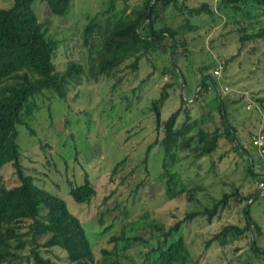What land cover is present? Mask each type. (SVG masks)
Masks as SVG:
<instances>
[{
	"label": "rangeland",
	"instance_id": "obj_1",
	"mask_svg": "<svg viewBox=\"0 0 264 264\" xmlns=\"http://www.w3.org/2000/svg\"><path fill=\"white\" fill-rule=\"evenodd\" d=\"M141 1L69 0L68 11L61 17L52 15L42 0L31 4L45 39L54 45L55 71L61 73L74 63L80 65L82 72L66 86L64 100L51 90L29 99L35 109L26 124L33 134L25 126H15L21 166L37 186L60 198L82 224L92 252L89 264H146L149 250L161 241L169 227L187 213L202 212L222 194L234 191L236 197L227 199L210 220L201 215L181 224L187 264H264V259L249 252L254 236L250 233L235 240L226 238L223 244L214 240L206 245L221 228L242 227L245 199L257 189L264 191V181L252 178L245 163V158L250 157L252 172L264 173V160L249 147L253 134H264V108L253 106L246 110L243 101L244 97L264 99V40L239 42L241 35L255 32L256 21L264 25V17L243 20L222 8L221 0H172L166 7L158 4L155 28L174 30V39L170 42L164 37L161 47L149 61L140 60L134 73L124 67L129 60L113 76H96L97 33L92 31L85 41V28L98 24L102 29L120 18L121 10L127 12ZM204 4L208 11L190 13ZM11 5V0H0V9ZM242 28L248 29L245 34L240 32ZM169 45L174 46L175 57ZM172 57L177 70L172 68L171 72ZM220 62L223 68L216 83L218 88L228 89L220 97L228 123L237 133L235 141L246 155L237 152L235 141L224 135L211 91L201 92L195 100L198 81L203 76L212 77ZM92 65L93 70H89ZM179 74L183 77L182 86ZM161 93L167 99L161 108L158 106L160 121L180 106L190 119L201 118L206 132L217 130L220 135L211 155L195 160L188 155L172 168L178 180L176 189L199 188L191 201L185 195L165 198V178L159 177L161 151L157 147L152 146L142 163L146 146L162 136V129L155 126L151 104ZM182 120L181 115L177 123ZM124 158L111 174L113 166ZM0 174L6 188L16 184L9 164ZM84 174L95 195L88 204L78 205L68 190L69 185L82 184ZM260 182L263 188H258ZM251 200L247 203L250 216L260 229L256 246L264 250V201L250 205ZM20 227L25 229L26 222ZM38 253L49 264H68L58 246L39 248ZM23 264L32 262L29 259Z\"/></svg>",
	"mask_w": 264,
	"mask_h": 264
},
{
	"label": "trees",
	"instance_id": "obj_2",
	"mask_svg": "<svg viewBox=\"0 0 264 264\" xmlns=\"http://www.w3.org/2000/svg\"><path fill=\"white\" fill-rule=\"evenodd\" d=\"M11 1V7L0 9V170L9 164L16 184L6 188L0 174V264H23L29 259L32 264H49L47 259L39 256L38 249L55 246L64 252L68 264H89L92 261V252L82 224L68 211L60 198L37 186L34 179L25 174L20 163L21 155L16 143L15 131L16 125H22L32 135L33 131L27 126L26 120L32 117L35 106L29 99L43 90H51L60 100H64L66 86L81 74L82 69L80 65L70 63L61 73H57L52 63L54 45L45 39L41 25L31 10V4L35 0ZM42 1L54 16L65 15L69 8V0ZM170 1L172 0H142L127 12L121 10L119 13L122 16L111 24L107 23L102 29L98 24L87 26L84 40L86 41L92 31L97 33L98 38V44L94 47L95 75L103 78L113 76L116 70L129 60L130 63L124 67L134 73L140 60L147 58L145 60L149 61L161 47L160 42L164 37H168V41L171 42L176 32L168 27L155 28L154 20L155 6L159 4L161 7H166ZM220 4L222 8L230 11L231 15L239 16L243 20L250 21L264 17V0H221ZM207 6L201 5L199 9L190 13H196L200 9L208 11ZM256 22L255 32L241 35L239 42L252 39L264 40V25L260 21ZM249 26L252 28V25ZM247 30L242 28L240 32L245 34ZM170 50L173 53H169L175 57L173 45H169ZM92 62L93 60L90 59V65ZM170 64L171 72L172 68L177 70L175 62L170 60ZM89 70H93V65L89 66ZM179 77L182 86L183 77L180 74ZM212 77L203 76L198 81L195 100L199 98L201 92L211 91L224 135L235 141L237 133L228 123L226 107L220 97L222 88H218L216 83L218 78ZM166 99V95L161 93L158 99L151 103L155 126L162 129V136L158 141L154 140L146 146L142 163L145 164L152 146L157 147L161 151L159 177L165 178V198L170 200L185 195L191 201L194 192L199 188L192 187L186 190L185 186H180L176 189L178 180L172 168L188 155L194 160L211 155L217 148L220 135L217 130L206 132L201 127V118L190 119L186 110L182 112L180 106L171 112L166 120L160 121L158 106L161 108ZM253 101L256 107L264 108V99ZM180 103L181 106L184 104L182 101ZM181 115L183 120L177 123ZM234 143L237 152L241 155L247 154L236 141ZM125 160L126 158L116 163L111 174ZM245 163L247 173L252 178L256 176L260 177L258 178L260 181H264V173L256 175L252 172L250 157L245 158ZM261 190L257 189L253 195L245 199L242 208L244 225L242 227L228 225L221 228L206 242L207 246L214 240H219L223 244L226 238L235 240L250 233L255 237L251 235L253 237L249 243V252L264 259V250L256 246V237L260 235V229L252 220L247 206L250 199H252L250 205L257 203L258 200L264 201V191ZM235 192L229 195L222 194L220 199L213 200L202 212L187 213L183 219L169 227L163 233L161 241L149 250L146 264H187L188 253L180 232L181 224L201 215H206L207 220H210L217 208L224 205L227 199L231 196L236 197ZM68 195L78 205L90 202L95 190L87 175L84 174L83 182L79 186L69 185ZM24 222H26L25 229L20 227ZM40 239H44L41 244ZM24 251L27 254H24Z\"/></svg>",
	"mask_w": 264,
	"mask_h": 264
},
{
	"label": "built area",
	"instance_id": "obj_3",
	"mask_svg": "<svg viewBox=\"0 0 264 264\" xmlns=\"http://www.w3.org/2000/svg\"><path fill=\"white\" fill-rule=\"evenodd\" d=\"M223 63L220 62L215 69L212 71V76L214 78H219L222 72ZM220 92L224 95L228 92V89L226 87H223L220 89ZM219 91L217 92V94ZM244 106L246 110H250L251 107L256 106L253 99L244 97ZM250 148H252L256 154V156L262 160H264V134L262 132H256L252 135L250 138ZM258 188H263V184L259 183Z\"/></svg>",
	"mask_w": 264,
	"mask_h": 264
},
{
	"label": "water",
	"instance_id": "obj_4",
	"mask_svg": "<svg viewBox=\"0 0 264 264\" xmlns=\"http://www.w3.org/2000/svg\"><path fill=\"white\" fill-rule=\"evenodd\" d=\"M172 62H173V57H172ZM221 113L223 114L222 110H221Z\"/></svg>",
	"mask_w": 264,
	"mask_h": 264
}]
</instances>
